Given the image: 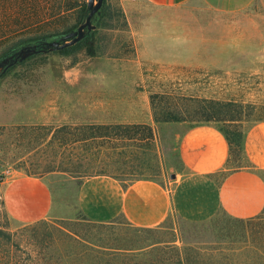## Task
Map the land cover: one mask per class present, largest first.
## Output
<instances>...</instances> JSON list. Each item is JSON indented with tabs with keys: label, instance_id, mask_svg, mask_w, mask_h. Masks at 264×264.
Listing matches in <instances>:
<instances>
[{
	"label": "rangeland",
	"instance_id": "obj_1",
	"mask_svg": "<svg viewBox=\"0 0 264 264\" xmlns=\"http://www.w3.org/2000/svg\"><path fill=\"white\" fill-rule=\"evenodd\" d=\"M105 1L110 14L90 16L92 55L84 46L67 52L49 47L26 54L0 76V87L25 95L35 116L33 123L0 126V176L6 168L55 170L120 177L123 185L136 176L154 177L171 199L159 226L137 227L112 217V223L78 224V235L134 251L130 260L148 262L152 251L166 255L155 247L135 251L155 244L179 248L196 264H264V209L252 218H235L215 199L216 184L238 160L241 132L264 119V0H228L221 6L190 0L170 7ZM0 9V53L31 35L75 29L88 11L86 0H0ZM34 20L39 22L13 26ZM154 41L159 44L152 46ZM139 57L143 82L134 88L145 94L151 122L117 121L120 109L129 107L119 101L114 121L101 122L91 87L80 81L92 66ZM198 122H211L228 136L227 163L213 173L176 172L179 135ZM76 239L55 221L12 220L0 204V264L104 263L95 261L93 251L82 252Z\"/></svg>",
	"mask_w": 264,
	"mask_h": 264
},
{
	"label": "crops",
	"instance_id": "obj_2",
	"mask_svg": "<svg viewBox=\"0 0 264 264\" xmlns=\"http://www.w3.org/2000/svg\"><path fill=\"white\" fill-rule=\"evenodd\" d=\"M147 1L170 7L190 0ZM204 1L221 6L228 0ZM151 34L157 38L155 32ZM156 44L154 41L152 46ZM140 59L134 63L108 61L92 66L90 76L80 81V85L87 83L91 87L92 108L99 110L94 115L101 122L114 121L115 101L129 105L127 111L120 109L123 114L117 121L151 122L145 94L134 88L143 82ZM118 68L122 70L120 74L115 72ZM104 109L105 112L101 111ZM34 118V106L25 100V95L11 87H0V126L25 125L33 123ZM235 148L238 160L216 184L215 199L229 216L252 218L264 209V119L248 125ZM229 156L230 144L221 129L211 122H198L186 126L179 135L175 169L213 173L225 166ZM122 180L106 174L10 171L0 182V204L12 220L27 223L48 219L76 236L78 224L112 223V217H117L118 223L137 227L159 226L171 210L170 194L164 185L149 176L127 179L124 185Z\"/></svg>",
	"mask_w": 264,
	"mask_h": 264
},
{
	"label": "trees",
	"instance_id": "obj_3",
	"mask_svg": "<svg viewBox=\"0 0 264 264\" xmlns=\"http://www.w3.org/2000/svg\"><path fill=\"white\" fill-rule=\"evenodd\" d=\"M81 6H82L81 9L85 10V5L83 2H82ZM103 13L110 14V12L108 10V4L106 3L105 0H102L100 6L94 11L93 18L95 20H98V19H100V17L102 16ZM38 22H39V20L38 21H36V20L28 21L25 23H23L22 21H15V22H13V24H14L13 26H19L20 25V26L24 27V26L36 24ZM0 23H1V21H0ZM94 29H95V27L92 29L90 28L89 30L85 31L83 33L82 37L79 38L77 41H75L72 44H69V45H66L63 47H59L58 50L61 52H67V51L79 48L81 46H84L86 49V52L89 55H92L93 50H92V47L90 45L89 39H90V37L93 36ZM70 30H72V26L67 27V28L60 30V31H52V32L43 33L40 35L39 34L31 35V36H29L23 40H19L18 42L11 44L10 46L5 48L0 53V76L3 75L14 63L13 62L10 65H7L4 69L2 68L4 64H6L9 60L12 59V57H14V55L16 54V51L19 47H21L25 44H35V47L39 48V50H45L46 48H49V46L45 44L46 41L51 40V39H57L58 37L64 35L66 32H68ZM54 48H56V47H54ZM22 58L17 59L15 62H20ZM154 118L158 119L157 117H154ZM209 118L210 117H207L206 119H209ZM225 136H226L227 140L229 141L228 136L226 134H225ZM76 240H78V242L80 241V244L82 246L80 250L82 252H85L87 250L93 251L94 253L98 254V255H94L96 257L95 261L103 260L104 261L103 264H196L192 260H190V257L186 252L182 251L179 248H172V246H170V245L158 246V245L152 244L148 247L143 246V247L137 248L135 251H139V253L150 252V251H152V249H154L153 247H155V250H156V248H160V249H163L162 250L163 252H166V255H164V256H157V253H154L152 251L151 253H153L154 258L147 262V261H143L139 258L135 259V260L127 259V258H129L130 255H134L133 253H131L134 251L124 249L123 247H117V246L112 247L110 245H106V244H103L101 242L91 241L85 237L78 235V233H77V239ZM164 261L166 263H164Z\"/></svg>",
	"mask_w": 264,
	"mask_h": 264
},
{
	"label": "water",
	"instance_id": "obj_4",
	"mask_svg": "<svg viewBox=\"0 0 264 264\" xmlns=\"http://www.w3.org/2000/svg\"><path fill=\"white\" fill-rule=\"evenodd\" d=\"M102 0H86V6L88 11L85 15L84 21L81 22L76 26L75 29H72L66 32L64 35L58 37L57 39H51L45 42L46 45L49 47H63L69 44L74 43L83 35V28L86 27L87 29L92 28L93 25L90 23V16L94 13V11L100 6ZM62 39V40H61ZM39 48L35 47V44H25L19 47L16 51L14 57L9 60L6 64L3 65V69L10 65L11 63L15 62L17 59L24 57L28 53L37 52ZM171 176H174L173 173H170Z\"/></svg>",
	"mask_w": 264,
	"mask_h": 264
},
{
	"label": "built area",
	"instance_id": "obj_5",
	"mask_svg": "<svg viewBox=\"0 0 264 264\" xmlns=\"http://www.w3.org/2000/svg\"><path fill=\"white\" fill-rule=\"evenodd\" d=\"M10 170L8 168L4 169L2 171V175L0 176V182L5 178L6 175H8Z\"/></svg>",
	"mask_w": 264,
	"mask_h": 264
}]
</instances>
